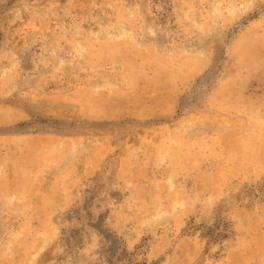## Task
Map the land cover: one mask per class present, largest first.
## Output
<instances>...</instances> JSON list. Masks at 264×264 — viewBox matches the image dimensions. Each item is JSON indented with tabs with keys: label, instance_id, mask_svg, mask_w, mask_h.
Listing matches in <instances>:
<instances>
[{
	"label": "rangeland",
	"instance_id": "374dc122",
	"mask_svg": "<svg viewBox=\"0 0 264 264\" xmlns=\"http://www.w3.org/2000/svg\"><path fill=\"white\" fill-rule=\"evenodd\" d=\"M0 264H264V0H0Z\"/></svg>",
	"mask_w": 264,
	"mask_h": 264
}]
</instances>
